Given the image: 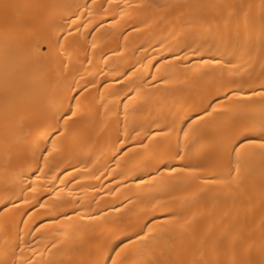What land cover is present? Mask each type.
Masks as SVG:
<instances>
[{"label": "bare ground", "instance_id": "bare-ground-1", "mask_svg": "<svg viewBox=\"0 0 264 264\" xmlns=\"http://www.w3.org/2000/svg\"><path fill=\"white\" fill-rule=\"evenodd\" d=\"M8 2L0 264H264L262 137L233 131L264 119L259 95L233 103L264 85V0ZM210 103L224 115L189 150Z\"/></svg>", "mask_w": 264, "mask_h": 264}, {"label": "snow or ice", "instance_id": "snow-or-ice-1", "mask_svg": "<svg viewBox=\"0 0 264 264\" xmlns=\"http://www.w3.org/2000/svg\"><path fill=\"white\" fill-rule=\"evenodd\" d=\"M109 2H111V0H109ZM0 6L3 7V9L5 10V13L7 12V10L12 7V5L8 2V0H0ZM54 5H49L46 3H39V4H35L33 5V7L36 8H40V9H47L49 7H53ZM66 23L68 25H72L74 23L72 17H69L66 21ZM82 25L79 24H75L74 27H67V28H62V29H57L55 31L59 32V35L55 36V47H56V56L60 59V63L62 66L70 63L71 57H68L67 60L63 59V55L67 53L68 48L66 46V44H63L62 41H64L66 39V37L68 36H72ZM16 27L18 28H27L28 24L26 22H17L16 23ZM216 63H220V61H215ZM73 87H75V85H73ZM80 91H84V89H80ZM75 95H79V92H77ZM75 95L72 97V99H75ZM259 95L261 97L262 100H264V85H261V88L259 91H257L255 88L252 89L251 94L247 97V99L243 98V97H237L233 103L237 104V105H244L247 103V100H250L252 97H255ZM209 109H211V111H209ZM71 112L72 116H75L76 113L74 111H71V109L69 110ZM215 114V116L213 115ZM224 113L221 112V110L218 107H214L213 104H208V106L204 109V113L203 119H200L197 124L194 127L190 128V131L193 132L195 135L193 137V141L189 142V144L187 145V147L189 148V150H191L192 148H195L200 141L207 139L209 136L212 135V129L210 127L211 121L217 117L223 116ZM68 117V113H65L63 116L60 117L61 120H64ZM243 129V130H242ZM163 131V130H161ZM234 133L239 134V135H247L250 134L252 131H258L259 132V136L262 137V139H260L258 147L261 150H264V119L261 120V123L259 125V128L256 129L253 125L249 124V123H244L242 126L237 127L235 129H233ZM180 133L183 134V136L185 138H187L189 136V132L184 131V128L182 127L180 129ZM59 134L58 131L57 133H54V135ZM152 135H156L155 133ZM49 140H51V137H49ZM22 142V141H21ZM180 143V137L179 135L177 136V144L179 145ZM141 146L143 147L144 145L141 144ZM49 150L47 148L44 149V152H48ZM233 152H235V148H233L232 150ZM176 156L180 157L181 159H183V155L177 151L176 152ZM236 156H239V153H236ZM41 158H43V153L41 154ZM157 171H159V168L157 169ZM169 171L171 172L172 169H169ZM13 206H15V202H12ZM8 204H4L3 207H0V211H3L4 208H7ZM25 215H27V213H25ZM21 223H23V221H21ZM151 230L149 229V232ZM138 237H140V234H137ZM147 237H140V241L141 243L144 242V240H146ZM149 255H155V252L152 250H149ZM25 264H30L29 261H26ZM94 264H101V261L99 259H97ZM103 264H118L117 260L112 259L110 256L103 262ZM142 264H171V262H165L162 261L160 259H146L142 262ZM197 264H204L203 261H198Z\"/></svg>", "mask_w": 264, "mask_h": 264}]
</instances>
